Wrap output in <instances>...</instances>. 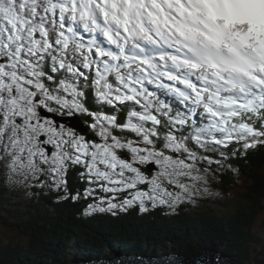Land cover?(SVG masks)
<instances>
[{
    "label": "snow or ice",
    "instance_id": "obj_1",
    "mask_svg": "<svg viewBox=\"0 0 264 264\" xmlns=\"http://www.w3.org/2000/svg\"><path fill=\"white\" fill-rule=\"evenodd\" d=\"M262 7L264 0H52L49 10L0 0V168L29 188L67 190L69 170L82 167L83 198L94 201L87 214L175 209L208 192L207 173L238 154L233 145L264 147V23L249 14ZM73 32L87 44L77 45L83 63H66ZM89 98L128 106L124 122L116 111L92 110ZM69 103L86 109L96 139L60 130L65 118L50 105ZM117 131L132 137L122 142ZM140 137L147 147L134 142Z\"/></svg>",
    "mask_w": 264,
    "mask_h": 264
},
{
    "label": "trees",
    "instance_id": "obj_2",
    "mask_svg": "<svg viewBox=\"0 0 264 264\" xmlns=\"http://www.w3.org/2000/svg\"><path fill=\"white\" fill-rule=\"evenodd\" d=\"M237 161L218 170L213 165L212 169L219 173H207L206 186L213 185L221 192H210L207 204L213 206L209 208H186L185 201L175 209H153L148 204L147 212H140L136 205L114 214H87L86 205L94 201L83 198L85 184L79 190V200L65 199L71 192L62 188L53 192L47 186L29 188L10 179L7 170L2 172L0 168V225L18 235L9 239L0 236V264H64L119 253L148 256L157 251L192 257L209 248L224 249L239 264H264V239L255 230L260 228L258 217L264 210V147L252 151L245 161ZM144 171L152 174L145 168ZM230 171L232 174L224 173ZM245 176L246 188L230 196ZM13 183L17 188L9 186ZM68 184L73 190L81 186L74 169L68 172ZM127 195L126 192L124 197ZM198 198L188 203L196 204ZM233 201L236 203L230 207Z\"/></svg>",
    "mask_w": 264,
    "mask_h": 264
},
{
    "label": "water",
    "instance_id": "obj_3",
    "mask_svg": "<svg viewBox=\"0 0 264 264\" xmlns=\"http://www.w3.org/2000/svg\"><path fill=\"white\" fill-rule=\"evenodd\" d=\"M173 259V261H170L171 264H238L236 261L229 255H225L222 251H217L216 249H206L203 251L198 252L193 257H185L179 254H171L164 257ZM174 257V258H173ZM116 257H108V258H102V259H95L92 261V263H83V264H122V261L119 259L114 260ZM178 258L180 260H178ZM164 259H161V262L159 264H166V261ZM138 261V260H136ZM178 261V262H177ZM125 262V261H123ZM75 264V263H70ZM127 264V263H126ZM135 264H158V260H149L147 256H145V260H139V263Z\"/></svg>",
    "mask_w": 264,
    "mask_h": 264
},
{
    "label": "rangeland",
    "instance_id": "obj_4",
    "mask_svg": "<svg viewBox=\"0 0 264 264\" xmlns=\"http://www.w3.org/2000/svg\"><path fill=\"white\" fill-rule=\"evenodd\" d=\"M16 7H17V9L19 10V3H17V5H16ZM51 9V8H50ZM23 14V13H22ZM75 63H77L76 61H75ZM73 67H75V65H73ZM98 106H100V107H103V108H105L107 111H108V113H112V110L109 108V106H106V105H99V104H97ZM122 109V114H126V112H127V110H128V106H124L123 108H121ZM253 122H255L254 120H253ZM163 132V131H162ZM161 137H164V136H161ZM253 139H256V138H253ZM259 147V146H258ZM257 147V148H258ZM233 148H235V149H237L238 150V154H242V156H243V161H245L246 160V158H247V156L252 152V151H254V150H256L257 148H255V149H251V150H248V152L246 151L245 153H244V150L245 149H243L240 145H233ZM235 157V156H234ZM215 172V171H214ZM216 173V172H215ZM225 174H227L228 172H224ZM248 183V178L245 176L244 178H243V180H242V183L240 184V186H238V187H236L234 190H233V192L230 194V196H233V195H238V193L240 194V192H241V190H242V188L243 187H245V185ZM208 187V192H206V193H204V192H201L200 193V197L198 198V201L199 202H204V204L202 205L201 203H198L197 202V206L199 207V208H209L210 206H213V203H211L210 205L209 204H207V198H208V194L210 193V192H213V191H216L215 193H212V194H221V192L215 187V186H213V185H210V186H207ZM246 188V187H245ZM245 190V189H244ZM207 194V195H206ZM235 203H236V201H233V202H230L229 203V206L230 207H233L234 205H235ZM262 221H264V210L260 213V216L258 217V223H260L259 225H260V228H259V226H257V228L255 229L258 233H260V236L264 239V223L262 224ZM261 228L263 229V230H261ZM11 235H13L15 238H18V235L15 233V232H7L4 228H3V226H1L0 225V236L2 237V238H5V239H9L10 237H11ZM209 249H212V248H209ZM213 249H215V248H213ZM220 250H222V248H219ZM203 250H206V249H203ZM203 250H199V252L200 251H203ZM256 252H257V250H255ZM222 252L223 253H225V251H224V249L222 250ZM198 253V252H197ZM196 253V254H197ZM171 254H173V253H171ZM175 254H177V253H175ZM225 254H227V253H225ZM227 255H229V254H227ZM229 256H231V255H229ZM232 257V256H231ZM102 258H108V256L106 257H102ZM102 258H100V259H102ZM233 258V257H232ZM95 259H98V258H95ZM70 263H75V262H69L68 264H70ZM63 264V263H62ZM67 264V263H66ZM239 264V263H238Z\"/></svg>",
    "mask_w": 264,
    "mask_h": 264
},
{
    "label": "bare ground",
    "instance_id": "obj_5",
    "mask_svg": "<svg viewBox=\"0 0 264 264\" xmlns=\"http://www.w3.org/2000/svg\"><path fill=\"white\" fill-rule=\"evenodd\" d=\"M34 4L35 6L37 7H40V8H48L49 10H51V4H52V0H34ZM33 6V4H28V5H25V7L27 8H31ZM19 9H20V4H19ZM37 15H40L39 13H37ZM51 19V17H49V20ZM34 24L38 23V21H33ZM53 30V28L50 26L49 27V32H51ZM77 171V169H76ZM197 221V220H196ZM86 232V231H85ZM186 255V254H185ZM147 256V255H145ZM234 259V258H233ZM236 261V260H235Z\"/></svg>",
    "mask_w": 264,
    "mask_h": 264
}]
</instances>
